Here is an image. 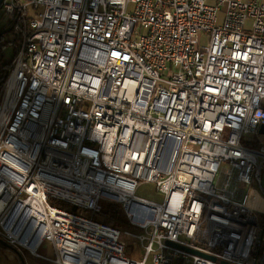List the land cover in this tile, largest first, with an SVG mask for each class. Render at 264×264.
Wrapping results in <instances>:
<instances>
[{
	"label": "built area",
	"instance_id": "2783aa9c",
	"mask_svg": "<svg viewBox=\"0 0 264 264\" xmlns=\"http://www.w3.org/2000/svg\"><path fill=\"white\" fill-rule=\"evenodd\" d=\"M0 11L14 39L1 240L50 264H264L263 2L2 0ZM143 183L162 201L137 196ZM102 201L121 205L126 229L99 220Z\"/></svg>",
	"mask_w": 264,
	"mask_h": 264
},
{
	"label": "trees",
	"instance_id": "16d2710c",
	"mask_svg": "<svg viewBox=\"0 0 264 264\" xmlns=\"http://www.w3.org/2000/svg\"><path fill=\"white\" fill-rule=\"evenodd\" d=\"M13 40L10 27H3L0 29V96L2 88L14 64V55L8 60L5 55V48H12L11 44ZM52 204L64 210L71 211V206L67 203L52 201ZM101 206L102 211L99 215V220L103 224L120 230L126 229L129 226L121 205L102 201Z\"/></svg>",
	"mask_w": 264,
	"mask_h": 264
},
{
	"label": "crops",
	"instance_id": "0c3cea01",
	"mask_svg": "<svg viewBox=\"0 0 264 264\" xmlns=\"http://www.w3.org/2000/svg\"><path fill=\"white\" fill-rule=\"evenodd\" d=\"M243 1H251V0H243ZM259 1L264 3V0H259ZM207 3L210 5H214L217 3V0H207ZM219 13L222 14L221 19L218 17ZM217 17H218V21L222 23L224 18V13L222 11L218 12ZM19 254L23 258L24 264H50L47 261L32 255L27 250H20ZM0 264H22V262L17 253L13 252L7 247L0 246Z\"/></svg>",
	"mask_w": 264,
	"mask_h": 264
},
{
	"label": "rangeland",
	"instance_id": "374dc122",
	"mask_svg": "<svg viewBox=\"0 0 264 264\" xmlns=\"http://www.w3.org/2000/svg\"><path fill=\"white\" fill-rule=\"evenodd\" d=\"M221 15H222L221 13H219V15H218V17L220 19H221ZM3 17H4V13L2 11H0V29L3 28L4 26L9 28V26L5 24ZM218 24H220V21H218ZM11 36L13 37L12 34H11ZM5 55H6L7 60L10 59L14 55L12 48L6 47L5 48ZM263 104H264V102H263ZM253 141H256V137H254L252 139V142ZM136 195L141 197V198L156 201V202H161L163 199V195L156 191L155 185L152 183L141 184L136 190ZM0 246L3 247V245H1V244H0ZM4 247H6V246H4Z\"/></svg>",
	"mask_w": 264,
	"mask_h": 264
},
{
	"label": "bare ground",
	"instance_id": "6f19581e",
	"mask_svg": "<svg viewBox=\"0 0 264 264\" xmlns=\"http://www.w3.org/2000/svg\"><path fill=\"white\" fill-rule=\"evenodd\" d=\"M7 101H8V98H7V92H6L5 95H4V98H3V101H2L1 107H0V122H1V121L3 120V118L5 117V109H6ZM22 222H23V219L19 222L18 227L21 226ZM17 232H18V230H15V231L11 232V235H12L13 237H19V234H18ZM119 241H120L121 243H123L124 245H126L127 248H129L130 245H131V237L128 236L127 234H124V233L119 234ZM30 247H32V248L34 249V248H36L37 246H36L35 243H33L32 245H30ZM45 248H46V247L44 246V247H42L40 250H41L43 253H45V252L47 251V249H45Z\"/></svg>",
	"mask_w": 264,
	"mask_h": 264
},
{
	"label": "water",
	"instance_id": "95a60500",
	"mask_svg": "<svg viewBox=\"0 0 264 264\" xmlns=\"http://www.w3.org/2000/svg\"><path fill=\"white\" fill-rule=\"evenodd\" d=\"M1 1L2 0H0V3H1ZM258 133L260 135H263L264 136V124L260 125L259 130H258ZM71 210L73 212H75L77 210V207L75 205H73V206H71ZM0 244L3 245V246H6L7 248H9L10 250H12L13 252L17 253L19 255V257H20V260H21L22 264H24L23 258L20 256L19 251L16 248L11 247L10 245H8L5 241H3L1 239H0ZM176 246L179 247L178 245H176ZM179 248H181V247H179Z\"/></svg>",
	"mask_w": 264,
	"mask_h": 264
}]
</instances>
